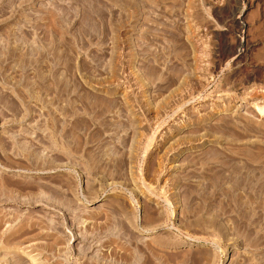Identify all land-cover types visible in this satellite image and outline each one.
I'll return each instance as SVG.
<instances>
[{
  "label": "rangeland",
  "instance_id": "rangeland-1",
  "mask_svg": "<svg viewBox=\"0 0 264 264\" xmlns=\"http://www.w3.org/2000/svg\"><path fill=\"white\" fill-rule=\"evenodd\" d=\"M263 74L264 0H0V255L264 264Z\"/></svg>",
  "mask_w": 264,
  "mask_h": 264
},
{
  "label": "bare ground",
  "instance_id": "bare-ground-1",
  "mask_svg": "<svg viewBox=\"0 0 264 264\" xmlns=\"http://www.w3.org/2000/svg\"><path fill=\"white\" fill-rule=\"evenodd\" d=\"M238 18H240V17H238ZM237 43H238V42H237ZM237 43H236V45H238ZM246 44H247V43H246ZM243 45H244V44H243ZM245 49H247V47H246ZM232 50H233L232 48L227 49L225 55H228L229 53H231ZM247 50H248V49H247ZM221 53H222V52H221ZM222 55H223V53H222ZM222 55H221V57H222ZM239 55H240V54H239ZM239 55H238V56H239ZM261 75H262V74H261ZM261 77H264V74H263V76H261ZM257 106H258V105H257ZM256 109H257V112H260L261 115H262V114L264 115L263 105H262V106L259 105ZM225 177H226V176H225ZM235 180H236V179H235ZM241 180H242V179H241ZM235 182H236V181H235ZM235 182H234V184H236ZM0 236H1V235H0ZM3 241H4V240H3ZM1 242H2V241H1ZM14 243H15V245H16V242H14ZM1 246H2V243H1ZM2 247H4V246H2ZM2 247H0V248L2 249ZM13 247L15 248V246H13ZM10 248H11V247H10ZM0 251H1V250H0ZM9 253H10V252H9ZM7 254H8V253H7ZM7 254H4L3 256H7ZM3 256L0 255V259H4ZM8 258L10 259V258H11V255H10V257L7 256V259H8ZM5 259H6V257H5ZM7 259H6L5 261H7ZM15 259H16V258H14V259L11 258V261L13 262ZM37 259H38V258H37ZM17 260H18V259H16V260H15L16 262L14 261L15 263H14V262H13V263H14V264H17L18 261H19V260H18V261H17ZM31 261H35V256H34V257H33V256L31 257ZM0 262H1V261H0ZM12 262L9 263V264H13ZM19 262H20V261H19ZM38 263H39V262H38ZM0 264H1V263H0ZM18 264H19V263H18ZM34 264H35V263H34ZM39 264H40V263H39Z\"/></svg>",
  "mask_w": 264,
  "mask_h": 264
}]
</instances>
